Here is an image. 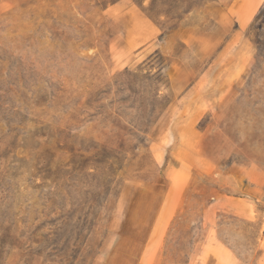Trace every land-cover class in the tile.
Listing matches in <instances>:
<instances>
[{
  "label": "rangeland",
  "instance_id": "rangeland-1",
  "mask_svg": "<svg viewBox=\"0 0 264 264\" xmlns=\"http://www.w3.org/2000/svg\"><path fill=\"white\" fill-rule=\"evenodd\" d=\"M117 1L0 0V264H264V4Z\"/></svg>",
  "mask_w": 264,
  "mask_h": 264
},
{
  "label": "crops",
  "instance_id": "crops-1",
  "mask_svg": "<svg viewBox=\"0 0 264 264\" xmlns=\"http://www.w3.org/2000/svg\"><path fill=\"white\" fill-rule=\"evenodd\" d=\"M216 3L220 8L225 9L226 17L232 18L238 30L241 31L249 26L258 8L264 4V0H217ZM107 12L117 21L123 19L128 22L121 33L124 47L145 48L159 33L141 11L125 0L117 1L109 6ZM226 17L220 15L221 20ZM152 247L153 244L148 248L143 264L150 263Z\"/></svg>",
  "mask_w": 264,
  "mask_h": 264
},
{
  "label": "trees",
  "instance_id": "trees-1",
  "mask_svg": "<svg viewBox=\"0 0 264 264\" xmlns=\"http://www.w3.org/2000/svg\"><path fill=\"white\" fill-rule=\"evenodd\" d=\"M255 43H257V42H255ZM258 44V43H257Z\"/></svg>",
  "mask_w": 264,
  "mask_h": 264
}]
</instances>
